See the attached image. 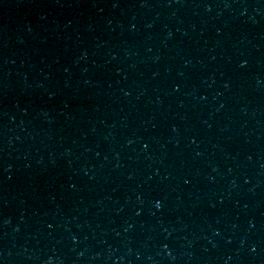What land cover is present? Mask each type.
I'll use <instances>...</instances> for the list:
<instances>
[{"label": "water", "instance_id": "95a60500", "mask_svg": "<svg viewBox=\"0 0 264 264\" xmlns=\"http://www.w3.org/2000/svg\"><path fill=\"white\" fill-rule=\"evenodd\" d=\"M0 264H264V0H0Z\"/></svg>", "mask_w": 264, "mask_h": 264}, {"label": "snow or ice", "instance_id": "6c2138e0", "mask_svg": "<svg viewBox=\"0 0 264 264\" xmlns=\"http://www.w3.org/2000/svg\"><path fill=\"white\" fill-rule=\"evenodd\" d=\"M241 67H243V64L240 65ZM156 208H159V203H157L156 205H154Z\"/></svg>", "mask_w": 264, "mask_h": 264}]
</instances>
